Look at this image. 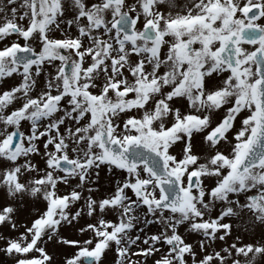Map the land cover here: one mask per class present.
<instances>
[{
  "label": "snow or ice",
  "instance_id": "1",
  "mask_svg": "<svg viewBox=\"0 0 264 264\" xmlns=\"http://www.w3.org/2000/svg\"><path fill=\"white\" fill-rule=\"evenodd\" d=\"M0 264H264V0H0Z\"/></svg>",
  "mask_w": 264,
  "mask_h": 264
}]
</instances>
